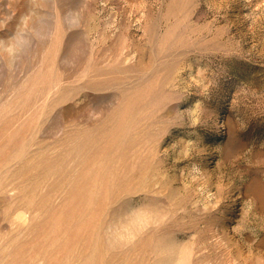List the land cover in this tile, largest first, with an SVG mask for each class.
Returning a JSON list of instances; mask_svg holds the SVG:
<instances>
[{"label":"rangeland","instance_id":"1","mask_svg":"<svg viewBox=\"0 0 264 264\" xmlns=\"http://www.w3.org/2000/svg\"><path fill=\"white\" fill-rule=\"evenodd\" d=\"M0 264H264V0H0Z\"/></svg>","mask_w":264,"mask_h":264}]
</instances>
